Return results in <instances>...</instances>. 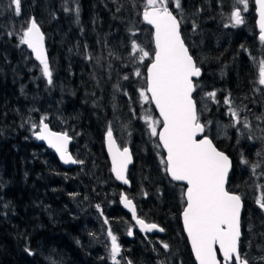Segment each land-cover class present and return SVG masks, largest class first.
<instances>
[{
    "label": "trees",
    "instance_id": "16d2710c",
    "mask_svg": "<svg viewBox=\"0 0 264 264\" xmlns=\"http://www.w3.org/2000/svg\"><path fill=\"white\" fill-rule=\"evenodd\" d=\"M45 1L29 0L24 7L31 11L29 14L36 22L39 13L48 11L46 14L51 19L49 28L55 30L51 31V36L45 26L41 29L48 41L47 59L52 72L61 75L66 83V92H72L73 95H68L67 100V96L58 90L54 96H59V99L52 98L47 103V110L36 115L35 125L44 117V122L53 131L66 132L72 136L73 144L69 151L76 161L83 163H77L70 169L62 167L53 152L34 139L38 131L36 127L33 131L24 129L28 122L33 121V118H25L29 109L35 110L36 114L53 89L45 85L26 45L20 43L12 29L9 30L15 21L10 18L7 9L0 6V264H107L98 252H104L99 242L100 235L95 233L92 226L87 227L88 217L75 215L79 219L74 218L71 211L73 201L77 197L83 199L81 194L86 187L91 190L104 182L100 176L104 175L105 169L111 176L101 130L110 119L114 106L128 103L123 97L113 101L114 72L118 70L123 79L128 77L129 83L122 84L125 89L129 85L131 92L129 108L126 110H135V98L140 89L146 88L143 73L138 77L135 71L139 69L144 72L148 62L134 61L130 53L131 41L135 39L130 34L131 29L137 25L136 30H139L143 23L135 7L137 1L141 0H136L135 6L130 0H117L116 12L112 0H71L77 13H74V6H69V0ZM182 1L191 14L201 8L210 9L208 17L205 12L198 14L202 17L198 25L199 33L208 20L214 21L219 17L216 15L217 9L224 16L225 12L228 13L225 8L234 3V0ZM249 3L252 10L250 22L255 31L254 0H249ZM112 19L118 26L116 37H110L113 31L108 25ZM209 32L211 42L203 48L199 63L191 53L202 71L201 78L195 82L196 88L204 85L224 90L223 93L239 101L250 100L256 83L255 70L254 65L252 67L247 62L244 52L252 47L246 45L245 41L239 44H233V40L220 43L221 37L217 32L213 29ZM119 40L123 43L122 48L118 45ZM147 44L151 46L150 41ZM60 99L63 103L57 105ZM217 99L216 109L212 108L211 111H216L223 118L220 95ZM252 101L259 106L260 101ZM147 107L151 115L156 116L150 100L147 101ZM254 109L257 110V107ZM58 118L65 123H57ZM199 119L204 122L203 118ZM143 128L141 120H137L132 133L134 141L131 142L133 164L127 175L129 188L134 193L135 184L130 182L131 171L138 170V178L135 175L133 177L139 179L145 192L142 206L139 209L137 207L138 216L164 229L159 236L170 244L171 255L178 264H195L180 222L185 203L183 187L168 179L160 160L164 155L157 147V141L149 139ZM215 145L236 166L234 152L228 146ZM156 149L160 150V158L153 154ZM251 151L252 148L244 150L247 159L253 163L260 162L255 155L248 156ZM259 171L258 180L246 169L242 172V178L238 179V170H232L228 177L227 189L244 198L240 241L242 255L245 229L252 227L255 234L259 233L260 227L264 229V213L256 210L255 203L257 197L264 195L263 162ZM114 184L118 185L116 182ZM131 257L138 264L155 263L144 250L141 253L137 250ZM246 257L249 258V255Z\"/></svg>",
    "mask_w": 264,
    "mask_h": 264
},
{
    "label": "snow or ice",
    "instance_id": "6c2138e0",
    "mask_svg": "<svg viewBox=\"0 0 264 264\" xmlns=\"http://www.w3.org/2000/svg\"><path fill=\"white\" fill-rule=\"evenodd\" d=\"M243 5V10L248 9V0H237ZM15 7V13L20 14L21 0H11ZM259 13L260 39L264 41V0H256ZM175 8L181 9L180 0H175ZM143 20L154 28V56L147 66L146 88L139 90L142 101L151 100L159 111V120L151 116L144 117L150 134L158 137L159 144L166 151V156L161 158L164 172L174 181L186 182L185 206L183 208V226L191 243L192 252L198 264H222L217 256V248L223 257V264H251L246 255L240 250L241 209L242 198L240 195L226 189V180L229 175L231 161L222 151H219L207 135L199 138L205 132V125L200 122L197 104L193 99L196 85L193 78L201 75V69L197 66L189 53L180 33V21L169 10L168 0H146L143 10ZM231 23L237 26L244 23L241 9L235 7L231 12ZM196 25L193 24L195 30ZM20 43L31 49L35 58L42 65L43 76L52 83V73L45 54L44 36L36 20L31 18L22 30ZM131 52L138 55L140 62L150 56L135 39L131 41ZM135 61L136 57H132ZM140 76L139 69L135 71ZM124 79H128L127 76ZM258 83L264 85V60L258 64ZM127 94V93H125ZM150 94V95H149ZM215 98V92L206 94ZM231 100L225 98L224 104L229 105V115L237 119L239 113L231 107ZM41 117L39 131L36 138L46 140L50 147L54 148L65 163H83L74 160L67 151L71 137L67 133H56L49 130L48 125ZM157 124L161 127L158 129ZM235 126V125H233ZM244 128L249 124L243 121ZM37 125H33V128ZM252 137L250 136L249 139ZM108 151L112 159L111 171L118 180L128 183L125 171L131 162L129 149L122 150L116 146L113 138L112 127L106 131ZM242 163L248 164L246 159ZM260 167V162L252 165L253 172ZM260 187V186H258ZM125 207L131 208L133 218L141 230L152 231L158 225L146 223L136 217V210L131 200L121 196ZM257 206L264 211V195L255 200ZM99 208V205H97ZM108 223L107 219L104 221ZM163 232V228H159ZM111 240L110 258L113 264H121L118 259L121 246L117 237L108 230ZM132 230H128L131 236ZM162 247L167 250L169 244L162 242ZM27 251V249H26ZM259 259L264 261V255ZM127 264H133L131 260ZM164 264V262H159Z\"/></svg>",
    "mask_w": 264,
    "mask_h": 264
},
{
    "label": "rangeland",
    "instance_id": "374dc122",
    "mask_svg": "<svg viewBox=\"0 0 264 264\" xmlns=\"http://www.w3.org/2000/svg\"><path fill=\"white\" fill-rule=\"evenodd\" d=\"M131 3L135 6L136 0H130ZM29 0H21V11L20 14L17 15L15 13V7L11 5V0H0V6L7 9L8 14L10 18H13L15 23L13 24L12 31L14 32V35H17L19 41L22 35V30L26 28L29 20L33 17L31 14H29L31 11L29 9L27 10L26 7H24L25 3L28 4ZM47 3H52L53 0H46ZM70 4L69 6H74L72 1L69 0ZM112 3H114L115 6V12L117 11V0H112ZM137 12L138 15L141 17L142 24L140 25L139 30H136L137 25H134L131 29V33L135 36V40L139 42V44L146 50L150 52V56L145 58L143 63L148 64L152 61L153 55H154V45H153V30L150 26H148L144 20H143V10H144V4L146 3V0L137 1ZM181 2V9L175 8V0H168L169 4V10L173 12V14L177 17V19L180 21V33L182 35V38L184 39L185 43L187 44L189 50L191 53L194 54L195 58L197 59V62L199 63V57L200 54L203 51V48L205 49L208 47L209 42H211V35L209 30H215L219 37H221L220 43H223L225 41H234L233 44H239L243 41H245L246 45H250L252 48H247L245 50V58L247 59V62L249 64H252L253 69L255 70L254 78L256 79V83L254 85V94L251 97L250 100L245 99V101H239L237 98L231 97L230 95H227L223 93L224 90L221 89H211L208 87H205L204 85H200V88L197 87L195 89V93L193 95L194 100L197 104V111L199 118H203L204 122H201L205 125V135L210 137L214 143L220 144L222 146H228L230 150H232L233 153V161L236 163V166L232 165V170H238V179L242 178V172L243 170H248L250 175L252 174L257 180L259 178V168L255 170V174L253 172L252 165L255 164L253 162H250L246 154L244 153L245 149L252 148V151L249 152V155L254 156L255 158L260 161V166L262 162L264 163V127H262L261 123L264 119V116L260 118V115L258 114V111L254 109L257 107V104L252 101L254 100H260L264 98V89H262V85L258 83V64L261 60H264V53L263 48L264 44L261 43V39L259 37V32L256 29L255 25V31L253 29V24L250 22L251 19V13L252 10H250V3L248 0V9L245 11L243 10V5L238 4L237 0H234V3H231V7L225 8V15L223 16V13L220 9L216 10L217 17L214 21L208 20V23L201 27V31L199 33V27L201 18L200 15H198L200 12H205L207 17L210 15V9H202L199 11H195V13L191 14L187 11V8L184 7V3L182 0ZM44 4V3H43ZM186 6V5H185ZM235 7H239L241 9V15L243 17L244 23L233 26L231 23V12ZM206 8H208L206 6ZM48 11H46L47 13ZM46 13H39L38 14V20L37 23L39 24L40 28L42 29L43 26L46 27V29L49 31L48 34L52 36V30H55V28H51L50 30V23L51 19L49 14ZM74 13H77V8L74 6ZM8 16V15H7ZM219 21V22H218ZM116 22L112 19V22L109 27H111L113 33L110 35V37L114 36L116 37ZM193 24L196 25L195 30L193 29ZM118 27V26H117ZM43 30V29H42ZM41 30V31H42ZM127 28H125V31ZM58 31V29H56ZM117 32V31H116ZM43 33V32H42ZM249 34V35H248ZM44 35V34H43ZM252 37V38H251ZM45 38V36H44ZM239 40V41H235ZM124 42V38L122 40ZM151 42V46L147 44V42ZM125 43V42H124ZM219 43V42H218ZM216 43V45L218 44ZM45 45L46 49L48 50V41L46 42L45 39ZM119 47H123V43H118ZM220 45V44H218ZM27 48V45H26ZM126 46H124L123 49H125ZM28 51V50H27ZM128 54L129 51L125 50ZM29 52V51H28ZM30 53V52H29ZM130 53L132 57H136V60L139 61L138 55L135 53H132L130 50ZM31 54V53H30ZM140 62V61H139ZM201 62V61H200ZM35 65L39 67V74L44 78L45 85L47 87H51L53 89L52 94L48 98L44 100V104L42 105V108H38L36 114L35 110L29 109L28 113L25 115V118H29L31 120L33 118V121H30L27 123V125L24 126V129L26 131H33L35 128H33V125L36 122L37 114L42 113L44 110H47L46 107L48 106L47 103L51 101V99H59V96L55 97L54 95L58 93V90H60V93L62 95L72 96V92H66V83L64 80L61 79V75L58 73L52 72L51 64L49 63V68L52 73V83H48V79L43 76L42 72V65L38 62H35ZM102 65V63H101ZM100 68L98 67V70ZM102 70V68H101ZM143 73L144 77L146 78V70ZM129 81L127 79H123L119 76L118 70L114 72V79H113V86H114V92H113V101H118L119 97H123L126 102H128L125 106H114V110L112 111L111 117L106 122L102 124L104 125L102 131V144L104 146V136L106 134V131L109 126L112 127L113 135L115 137V140L120 148L128 147L132 148L131 142L134 140L132 139V133L136 127L137 120H141V123L144 126V132L148 136L149 139H155L158 144L157 137H153L150 134V130L148 129V125L144 119L146 116H151L154 120H159L157 115H151V110L147 107V101H142L140 96L138 95L137 98H135V110H126L129 108L128 104L131 98V92L128 88L125 89V87L122 85L123 83ZM68 90V88H67ZM135 88V93H136ZM65 91V93H63ZM209 92H215V98H210L206 94ZM127 93V94H125ZM220 95V103L223 108V118L219 117V115L216 113V111H211L216 109V104L218 103L217 96ZM260 96V99H257V97ZM229 98L231 100V107L236 109L239 113L237 119L241 121L240 123H236V120H234L228 112L229 105L224 104L225 98ZM63 99V97H62ZM60 99L58 101L57 105H61L63 103V100ZM62 100V101H61ZM238 100V101H237ZM66 102V100L64 101ZM247 102V103H246ZM152 106V105H151ZM215 113V114H214ZM35 114V115H34ZM31 118V119H30ZM67 121H71V119H67L64 117ZM247 121L249 124L248 128H244L243 121ZM57 123L64 124L65 121L63 119L58 118ZM39 125V124H38ZM36 127V129L39 131V127ZM235 125V126H233ZM101 126V128H102ZM159 129L161 127L160 124L156 125ZM74 129H77V127L74 126ZM58 132V131H57ZM66 133V132H61ZM68 134V133H67ZM69 135V134H68ZM70 136V135H69ZM252 137L249 139V137ZM73 140V137L70 136ZM35 139V134H34ZM36 140V139H35ZM230 142V145L229 143ZM73 144V143H72ZM71 144V145H72ZM70 145V147H71ZM231 146V147H230ZM160 148V147H159ZM161 150V148H160ZM160 150L156 149L154 150L155 157H159ZM258 150V151H257ZM153 156V155H152ZM154 157V158H155ZM246 159L249 163L244 164L241 162V160ZM161 160V159H160ZM158 162V161H157ZM105 169V168H104ZM84 171L83 167L81 169ZM231 170V172H232ZM100 172L101 170L98 169ZM111 175V171H110ZM136 176L138 178V170L137 171H131V180L130 182L135 184L134 190L135 192L132 193L131 188L126 189L123 186H118L114 184V179L109 174L106 173V169L104 171V175L100 176L104 182H101L99 184V187H94L91 190H88L86 187L85 190L82 192L81 197H77L73 201V208L71 214L74 218H78L77 216L86 218L87 220V227L92 226L95 233H97L99 237V242L102 245V248L104 252L101 250H98L100 254L103 255L105 260L107 261V264H113V261L110 258V247H111V240L108 236V230L111 229L112 233L116 235L117 242L121 246V253L118 257V259L121 260V264H127L128 260H131L133 264H138L137 261L134 262V260L131 257L132 253H136L137 250H140V253L142 250L147 253L148 257L151 258L155 263L153 264H159V262H164V264H178V261L176 262L173 259V256L171 255V246L170 244L164 240L163 237L159 236V234H154L153 236H142L133 234V238L131 239L128 235V230L131 229L134 230V225L130 219V215L121 207L120 201H121V195L126 194L128 198L132 199L136 206L141 207L142 206V200L145 196V192L142 190V185L140 181L134 179L133 176ZM139 182V183H138ZM140 184V185H139ZM138 188L140 190H138ZM255 189V188H254ZM251 192V188L249 189ZM253 194V193H252ZM146 197V196H145ZM252 197V196H251ZM242 198V197H241ZM242 202L244 203V198H242ZM97 205H99V208H97ZM257 206V204H256ZM257 211H262L257 206ZM70 212V213H71ZM140 212V210H139ZM264 213V211H262ZM77 215V216H75ZM129 215V216H128ZM107 219L108 223L105 224L104 221ZM254 229L252 227H248L245 229V239H242V250L243 255L248 256L249 255V261L252 264H264V261H261L259 259L260 256L264 255V229L260 227L259 233L255 234L253 231ZM253 232V234H252ZM257 236V238L255 237ZM252 240H254V244L252 243ZM162 242L169 244V249L165 250L162 247ZM100 248V246H99ZM141 264V263H139Z\"/></svg>",
    "mask_w": 264,
    "mask_h": 264
},
{
    "label": "water",
    "instance_id": "95a60500",
    "mask_svg": "<svg viewBox=\"0 0 264 264\" xmlns=\"http://www.w3.org/2000/svg\"><path fill=\"white\" fill-rule=\"evenodd\" d=\"M254 6H255V16H256V19H255V25H256V29H257V31L259 32V37H260V28H259V24H258V21H259V13H258V11H257V6H256V0H254ZM145 22V21H144ZM148 26H150L151 28H152V32H153V35H152V39H153V45H154V48H155V43H154V28H153V26L152 25H150V24H148L147 22H145ZM42 32V31H41ZM43 34V33H42ZM44 36V35H43ZM181 37H182V35H181ZM186 45V44H185ZM187 47V46H186ZM44 48H45V54H46V56H47V49H46V45H45V38H44ZM27 49H28V51L32 54V56H33V58L38 62V63H40L36 58H35V55L32 53V51H31V49H29L28 47H27ZM190 53V52H189ZM191 55V54H190ZM154 56V55H153ZM152 62V61H151ZM150 62V63H151ZM149 63V64H150ZM148 64V65H149ZM201 75H202V71H201ZM201 75L199 76V77H194L193 78V81H195V80H199L200 78H201ZM146 77H147V68H146ZM194 84H195V82H194ZM195 92V91H194ZM194 94V93H193ZM150 95V94H149ZM151 101V100H150ZM151 104H152V106H153V108H154V110H155V113H156V115L159 117V119H160V116H159V111H158V109H156V106H155V104H154V102H152L151 101ZM48 125V124H47ZM48 128H49V130L50 131H52V132H55V131H53V130H51V128L49 127V125H48ZM56 133H59V132H56ZM204 135V133L203 134H200V136H199V138H202V136ZM113 138H114V135H113ZM35 139H36V141L38 142V143H40V144H43V145H45L49 150H51L52 152H53V154L56 156V158H57V160L59 161V163H60V165L62 166V167H64V168H66V169H69V168H71V167H73L74 166V164L75 163H72V162H68V163H65L63 160H61L60 159V155H59V153H57L56 152V150L54 149V148H52V147H50L49 146V144H48V142L46 141V140H40V139H37L36 138V135H35ZM157 139H158V137H157ZM210 139V138H209ZM114 140H115V138H114ZM115 142H116V140H115ZM71 143H72V139H70L69 140V143H68V146H67V151H68V154L73 158V156L71 155V153L69 152V147H70V145H71ZM158 143H159V139H158ZM214 144V143H213ZM215 145V144H214ZM116 146L117 147H119V145L117 144V142H116ZM161 147V149H162V151H163V153H164V157L166 156V151L162 148V146H160ZM216 147V146H215ZM104 148H105V153H106V155H107V158H108V160H109V163H110V171H111V168H112V159H111V155H110V153H109V151H108V146H107V141H106V134H105V136H104ZM120 148V147H119ZM128 148V147H127ZM217 148V147H216ZM121 150L123 149V148H120ZM129 149V152H130V155H131V162L128 164V166H127V169H126V171H125V178L127 179V172H128V170H129V168L132 166V164H133V156H132V153H131V150H130V148H128ZM218 149V148H217ZM219 150V149H218ZM220 151V150H219ZM225 153V152H224ZM226 154V153H225ZM227 155V154H226ZM228 156V155H227ZM229 157V156H228ZM74 159V158H73ZM229 159H230V157H229ZM75 160V159H74ZM230 161H231V159H230ZM231 169H232V162H231V167H230V170H229V173L231 172ZM111 175H112V177H113V179H114V181L119 185V186H123V187H129V182L128 183H124L122 180H118L117 178H116V176H115V174L111 171ZM229 176V175H228ZM167 177L173 182V183H175V184H181V185H183L184 186V191L186 190V182H184V181H174V180H172V178L169 176V175H167ZM127 181H128V179H127ZM227 181H228V177H227V180H226V189H227ZM122 196H125V197H127L125 194H123ZM128 199V198H127ZM184 199H185V197H184ZM130 200V199H129ZM132 201V200H131ZM132 203H133V201H132ZM121 206H122V208L131 216V218H132V221H133V223L135 224V226H136V229H137V231L138 232H140V233H148V234H161V233H163V232H161V231H159L158 229L159 228H161V227H159L158 226V228L157 229H153L152 231H147V230H141V228H140V226L136 223V219H134L133 218V215H132V210H131V208H128V207H125L124 206V203L122 202V200H121ZM133 206L135 207V204L133 203ZM242 208H243V202H242ZM135 210H136V207H135ZM183 212V211H182ZM241 215H242V209H241ZM136 217H137V211H136ZM138 218V217H137ZM138 219H140V218H138ZM181 223H182V227H183V232H184V235H185V237H186V239H187V242H188V245H189V247H190V250H191V253H192V256H193V259L195 260V263L196 264H198V262L196 261V259H195V256H194V253L192 252V248H191V243H190V241H189V239H188V236H187V233H186V231L184 230V226H183V217H182V213H181ZM216 248H217V256H220V258L222 259V264H223V257H222V255L220 254V252H219V248H218V246H216ZM219 254V255H218ZM219 259V258H218Z\"/></svg>",
    "mask_w": 264,
    "mask_h": 264
},
{
    "label": "flooded vegetation",
    "instance_id": "af4514ba",
    "mask_svg": "<svg viewBox=\"0 0 264 264\" xmlns=\"http://www.w3.org/2000/svg\"><path fill=\"white\" fill-rule=\"evenodd\" d=\"M261 43H263L264 44V41H261ZM262 89H264V85H262ZM257 99H260V96H258L257 97ZM258 101H260V104H259V106L257 105V110H258V113H260V118L261 117H263L264 116V98L263 99H260V100H258ZM261 125H262V127H264V119H263V121H262V123H261ZM229 143V145H230V142H228ZM231 147V146H230ZM182 187H183V193H184V186L183 185H181ZM129 187H127L126 189H128ZM183 198H184V195H183ZM184 206H185V203H184V205H183V207H182V211H183V208H184ZM182 211H181V213H182ZM129 216V215H128ZM130 217V219H131V221H132V218H131V216H129ZM180 222H181V219H180ZM132 223H133V221H132ZM133 225H134V223H133ZM181 225H182V223H181ZM132 233L133 234H137V235H142V236H147V235H151V236H153L152 234H148V233H140V232H138L137 231V229L135 228V225H134V230L132 231ZM184 233V232H183ZM133 234L130 236V238L132 239L133 238ZM185 236V235H184ZM189 246V245H188Z\"/></svg>",
    "mask_w": 264,
    "mask_h": 264
},
{
    "label": "bare ground",
    "instance_id": "6f19581e",
    "mask_svg": "<svg viewBox=\"0 0 264 264\" xmlns=\"http://www.w3.org/2000/svg\"><path fill=\"white\" fill-rule=\"evenodd\" d=\"M103 140H104V139H103ZM70 152H71V151H70ZM71 154H72V153H71ZM76 164H77V163H75L73 167H75ZM71 168H72V167H71ZM69 169H70V168H69Z\"/></svg>",
    "mask_w": 264,
    "mask_h": 264
}]
</instances>
